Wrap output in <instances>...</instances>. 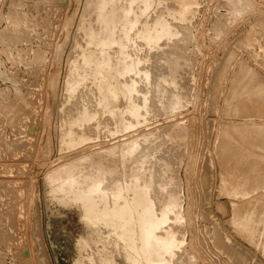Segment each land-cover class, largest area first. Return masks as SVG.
Returning a JSON list of instances; mask_svg holds the SVG:
<instances>
[{
	"label": "rangeland",
	"instance_id": "rangeland-1",
	"mask_svg": "<svg viewBox=\"0 0 264 264\" xmlns=\"http://www.w3.org/2000/svg\"><path fill=\"white\" fill-rule=\"evenodd\" d=\"M93 1L0 0V264H78L79 262V264L81 262L85 264L84 260L87 261L86 264H92L94 260L96 264L132 263L129 257L132 259L133 255L122 242L119 243L117 253L118 255L127 254L128 258L125 261H121L117 255H114L105 247H91L81 235H78L79 224L77 222V212L74 210H65L64 215H62L64 216L65 230L56 231L55 225L61 219V212L55 209V204L53 205L52 201L54 198L52 197H56L54 189L56 188L55 191L58 190L57 187L60 181L53 182L54 180L50 176L58 168L66 166L65 163L71 164V162H74V159L75 163L79 161L78 169L75 170L79 179H76L79 180V183L84 182L78 184L81 189L76 185L71 192L69 185H65L66 189L64 187L63 196L69 197L68 199H71L72 195L74 198L88 197L87 195L96 197V190L94 191L93 188L91 190L92 179H86L85 175H87L86 177H91L92 174L96 175L97 168L99 169L102 165H104V170L107 169L106 171H108H104L106 173L105 180H109L108 177H110V180L102 184L103 189H101L103 191L101 190V194L104 193L106 198L108 197V201L114 198L110 202L112 207L125 201L131 203L132 198L138 194L139 197L141 196L140 199L143 200L144 205L154 201L153 204L159 206L157 208L154 205L158 211L155 210L158 214L159 211L162 214L164 210L163 203L168 201L170 195L172 194L175 198L178 197L176 200H178L179 210L182 211L179 220L181 221V218H183L182 221L180 222L174 213H169V217L173 215L171 216L172 219L168 220L169 224L166 222L168 225L166 223L165 226L163 225L166 229L162 227V231H159L162 234L164 233L165 236L177 238L176 241L179 242L174 257L167 256L169 260L167 258L166 264H195V258H197L199 264H264V148H262L264 144L262 143L264 142V104H262L264 103V91L259 92V90L264 89V0H249L251 2H248V0H149L148 8L141 0H135L132 4H128L131 3V0L119 1L118 12L121 14L126 9H130V20H133V22L135 19L137 20V25L129 33L132 35H130L131 39L129 35L126 39V35L121 32V29L116 31V34L118 33L116 37L124 39V48L122 51L117 48L111 51L112 63L119 62V65H122L123 62L127 64L129 62V64H133L134 69L136 68L133 73L125 74L124 77L123 75L119 76L114 81L120 92L118 101L121 99L116 106L118 107L119 104V107H121L120 114L125 119L126 125L130 126V128H124L125 130L121 128L118 120L110 115V109L103 98V91L99 90L98 81L92 73L94 70L92 66H95L96 62L90 58L95 46L94 44L90 46L88 34L91 28L92 32H98L99 25H101L100 19L94 12L93 3L95 1ZM243 2L246 3L242 4ZM238 10L241 14L244 12L239 17L237 15ZM160 22L163 24L161 25ZM165 27L172 33L170 35L163 34L164 36L158 39V35L164 33ZM250 30L251 35L249 34ZM145 32L149 33L150 39L144 38ZM132 41H135V43ZM116 51L120 52L117 53ZM79 53L81 54L78 55ZM170 54L172 57L169 56ZM76 57L80 58L76 59ZM82 60L83 62L88 61V67L84 65L85 62L83 63ZM78 61L80 64L82 62V65ZM139 68L141 69L139 70ZM137 70L139 71L136 72ZM141 70L144 71L141 72ZM165 71L168 72L165 74ZM80 72L82 73L80 74ZM74 76L80 82L77 79L75 80ZM245 76L247 78H244ZM252 77L253 79H251ZM126 81L130 86L135 85V88L141 90L140 93L136 90L132 93L133 95L129 94L126 91L128 90L127 86H129ZM78 83L80 85H73ZM232 90L235 98L234 95L232 96ZM142 91L144 92L142 93ZM166 92H168V95ZM260 94L261 96H259ZM163 96L168 101H165ZM169 100H174L173 105ZM125 101L126 108L124 107ZM136 103L139 105H136ZM162 103L166 104L163 105ZM248 104L250 105L248 106ZM101 105L104 106L103 109ZM136 107L140 110L137 111ZM164 107L166 108L164 109ZM238 107L245 112L238 110ZM79 110H82V117ZM151 110L153 114L150 113ZM141 113L144 116H141ZM71 114L75 119L70 116ZM86 118L91 124L88 125L89 122ZM127 119L131 121H127ZM182 122L183 124H181ZM135 124L136 126H134ZM176 124L177 127L174 126ZM240 124H243L242 127L245 128L246 126L249 129L248 133H246L247 129L242 128ZM118 126L119 128H117ZM251 126L253 129H251ZM178 127L184 129L185 136L183 131L179 132L178 135V130L181 131V128ZM83 128L85 129L83 130ZM171 128L177 133L171 135ZM254 128L258 131L255 130L254 132ZM250 129L255 135L253 138ZM73 130L76 132L75 134ZM227 131H230L231 134ZM232 132H234V135ZM83 133L87 138L83 136ZM145 133H147L145 137H150L148 138L149 141L144 140L143 134ZM89 134L92 138L87 136ZM235 135H238V137ZM137 136H139L137 141L140 142L139 144L142 147L139 146L138 152L136 151L137 153L135 152L133 155L122 156L121 150L122 147L125 148L124 142L127 144L128 141L137 139ZM256 136L258 141H255L257 140ZM230 143L233 146H230ZM252 143H255V145L251 146ZM234 145H237L238 149ZM258 145L262 146L259 147ZM111 146L116 147L113 149ZM115 149L116 152L119 151L118 154L115 153ZM233 149L237 151H235L237 154ZM88 153H94L98 156L104 155V157H99L101 160L98 156L95 157L94 154L90 156L91 154ZM112 153L115 155L113 156ZM148 153V156L145 155ZM108 154L113 157L110 158ZM137 155L141 158L136 157ZM244 155L247 156V159L251 158L249 159L251 162L247 159L246 162ZM89 156L92 160L88 159ZM136 158L137 163L135 162ZM106 159L108 160L106 161ZM223 159H229V162ZM254 159H258L259 162L253 161ZM88 160L92 163L98 161V164H92L89 161L87 166L82 163L87 164ZM116 160H119L117 164ZM91 164L92 166H90ZM115 164L119 168H115ZM88 167H93L91 170L88 169L91 172L86 171ZM126 167L129 169H126ZM145 167L146 170H144ZM242 168L245 174L241 170ZM125 169L128 171L126 172ZM94 170L95 172L92 173ZM78 171L81 175L77 173ZM114 171H117L116 174ZM82 174H85V180ZM230 174H233V176ZM232 177L233 179H230ZM260 179L262 180L260 181ZM86 180H90V183ZM233 180H236V182ZM110 182L115 185L109 186ZM50 183L57 187L54 186L52 189L53 185ZM243 183L245 186H243ZM259 187L261 188L259 189ZM239 189L241 190L239 191ZM72 192L77 193L75 194L76 197ZM117 192H119L118 195ZM248 192H251V195ZM142 196H145L146 199H143ZM243 200L246 203L245 205L241 203L244 202ZM239 204L244 206L241 208ZM189 206H192V209ZM141 208L142 206L138 207L137 211L140 212ZM237 210L238 214L236 213ZM137 211H135V214H137ZM242 213L247 215L245 216ZM234 223L238 224L233 226ZM238 225L239 227H237ZM168 230L170 233H167ZM74 241L76 247H73ZM74 248H76L75 256ZM192 254L194 257H192ZM135 258L141 264L139 258ZM170 260L171 263H169Z\"/></svg>",
	"mask_w": 264,
	"mask_h": 264
},
{
	"label": "bare ground",
	"instance_id": "bare-ground-1",
	"mask_svg": "<svg viewBox=\"0 0 264 264\" xmlns=\"http://www.w3.org/2000/svg\"><path fill=\"white\" fill-rule=\"evenodd\" d=\"M93 1V0H92ZM95 1V2H94ZM93 2V9L95 10H93L94 12H96V15H97V17L100 19V23H101V25H99L100 26V28H99V30H98V32H92L91 31V29H89L90 30V33L88 34V36H89V43H90V46H92L91 44H94V46H95V48H94V50H93V52L91 53V60L93 59V60H95V66H92V67H94V70H93V72L92 73H94V76H95V79H97V81H98V83L97 82H95V83H97V86H98V88H99V90L100 91H103V98H104V101L106 102V104H107V106L109 107V111H110V115H112L113 117H115V119H117L118 120V123H119V125L121 126V128H130V126H127L126 125V123H125V119H123V116L120 114V111L119 110H121V107H119V104H118V107L120 108H118L117 106H116V104H117V102H119L118 101V99H119V96H120V92H119V89L117 88V85H115L114 84V81L116 80V79H118V77L119 76H122L123 75V77H124V75L125 74H128V73H133V71H135L136 70V68L134 69V67H133V64L131 65V64H129V62H128V64L127 63H125V62H123L122 63V65H119V62H117V60H116V62L117 63H112V55H111V51L112 50H114V49H119L120 51H122L123 50V48H124V43H123V40L121 39V38H118V37H116V35H118V33L116 34V31L119 29H121V32L124 34V35H126V39H127V36L129 35V38H130V35L131 34H129L133 29H134V27L137 25V20L135 19V21L133 22V20H130V18H131V16H130V9H126L123 13L121 12V14H120V12H118V3H119V1H121V0H94ZM125 1V0H124ZM135 0H131V3H128V4H132L133 2H134ZM160 1V0H159ZM183 1V0H182ZM242 1V0H241ZM128 2V1H127ZM138 2V1H137ZM141 2H143V4H145V6H146V8H148L147 7V4L149 3V0H141ZM178 2V1H177ZM176 2V3H177ZM181 2V1H180ZM179 2V3H180ZM238 2V1H237ZM248 2H251V1H249L248 0ZM121 3H123V2H121ZM178 3V4H179ZM184 3V2H183ZM191 3V2H190ZM235 5H236V3L235 2H233ZM241 3V2H240ZM246 3V2H245ZM244 2L242 3V4H245ZM92 4V3H91ZM140 4V3H139ZM238 4V3H237ZM183 5V4H182ZM185 5V4H184ZM122 6V5H121ZM121 6H120V8H121ZM130 6V5H129ZM152 6V5H151ZM176 6V5H175ZM186 6V5H185ZM237 6V5H236ZM235 6V7H236ZM243 6V5H242ZM247 6V5H246ZM124 7V6H123ZM172 7H173V5H172ZM238 7V6H237ZM240 7V6H239ZM252 7V6H251ZM127 8V7H126ZM131 8V7H130ZM140 8H141V6H140ZM175 8H177V7H175ZM182 8H184V7H182ZM187 8V7H186ZM134 9V8H133ZM136 9V8H135ZM138 9V8H137ZM171 9H174V8H171ZM189 9V8H188ZM241 9H242V7H241ZM245 9V8H244ZM243 9V10H244ZM248 9V8H247ZM246 9V10H247ZM138 10H143V9H138ZM234 10V9H233ZM236 10V9H235ZM245 10V11H246ZM121 11H122V8H121ZM145 11V10H144ZM143 11V12H144ZM147 11V10H146ZM164 11V10H163ZM174 11H177V10H175L174 9ZM182 11V10H181ZM135 12V11H134ZM137 12V11H136ZM167 12V11H166ZM185 12V11H184ZM138 13V12H137ZM244 13V12H243ZM242 13V14H243ZM171 14V13H170ZM181 14V13H180ZM186 14V13H185ZM240 14H241V12L238 10L237 11V15H238V17L240 16ZM241 14V15H242ZM138 15H139V13H138ZM141 15V14H140ZM161 15V14H160ZM163 15V14H162ZM173 15V14H172ZM187 15V14H186ZM129 16H130V18H129ZM159 16V15H158ZM164 16V15H163ZM235 16V15H234ZM133 17H135V16H133ZM97 18V19H98ZM159 18V17H158ZM237 18V17H236ZM139 19V18H138ZM167 20H169V19H167ZM140 21V20H139ZM160 21V20H159ZM262 21V20H261ZM142 22V21H141ZM165 22V21H164ZM218 22H219V20H218ZM218 22H217V24H218ZM159 23V22H158ZM158 23H157V25H158ZM161 23V22H160ZM214 23H215V21H214ZM143 24H144V22H143ZM145 24H147V23H145ZM163 23H161V25H162ZM140 25V24H139ZM142 25V24H141ZM151 25V24H150ZM149 25V27H153V25H151L150 26ZM171 25V24H170ZM146 26V25H145ZM156 26V25H155ZM154 26V27H155ZM166 26V25H165ZM172 26V25H171ZM138 27V26H137ZM148 27V26H147ZM148 27V28H149ZM157 27V26H156ZM218 28V27H217ZM216 28V29H217ZM251 28V27H250ZM98 29V28H97ZM142 29V28H141ZM151 29V28H150ZM176 29V28H175ZM214 29H215V27H214ZM95 30V29H94ZM136 30V29H135ZM143 30V29H142ZM140 31V30H139ZM157 31V30H156ZM142 32V31H141ZM176 32H177V30H176ZM122 33H120V34H122ZM170 33H172V31L170 32V30L169 29H167L166 27L164 28V33H160V35H158V39H160L161 37H163L164 35H170ZM136 34H137V32H136ZM136 34H135V36H136ZM159 34V33H158ZM164 34V35H163ZM174 34V33H173ZM250 35H251V30H250V33H249ZM141 35V34H140ZM152 35H154V34H152ZM249 35V36H250ZM132 36V35H131ZM134 36V37H135ZM121 37V36H120ZM133 37V38H134ZM137 37V36H136ZM155 37V36H154ZM129 38H128V40H129ZM144 38L145 39H150V36H149V33L148 32H145V34H144ZM152 38V37H151ZM250 38V37H249ZM252 38V37H251ZM125 39V40H126ZM131 39V38H130ZM184 39V38H183ZM127 40V41H128ZM136 40V39H135ZM156 40V39H155ZM246 40H247V38H246ZM251 40V39H250ZM131 41V40H130ZM248 41H249V39H248ZM133 42V41H132ZM141 42V41H140ZM130 43V42H129ZM133 43H135V41L133 42ZM137 43V42H136ZM78 44V43H77ZM150 44V43H149ZM152 44H155V43H152ZM248 45H251V44H248ZM126 46V45H125ZM160 46V45H159ZM129 47V46H128ZM130 47H131V45H130ZM151 47V46H150ZM156 47V46H155ZM132 48H133V46H132ZM152 48H153V46H152ZM183 48V47H182ZM92 49V48H91ZM125 49H126V47H125ZM180 49V48H179ZM134 50H135V48H134ZM89 51V50H88ZM88 51H87V53H88ZM120 51H118V52H120ZM85 52V51H84ZM117 52V51H116ZM117 52V53H118ZM130 52V51H129ZM123 53V52H122ZM131 53V52H130ZM163 53H165V52H163ZM185 53V52H184ZM81 53H79L78 55H80ZM89 54V53H88ZM125 54V53H124ZM156 54V53H155ZM167 54V53H166ZM171 54L173 55V53L171 52ZM169 55V56H171L172 57V55ZM183 54V53H182ZM232 54V53H231ZM84 55V54H83ZM128 55H129V53H128ZM180 55V54H179ZM119 56V55H118ZM159 56V55H158ZM163 57H164V55H162ZM166 57H167V55H165ZM178 56V55H177ZM230 56V55H229ZM232 56V55H231ZM114 57H115V55H114ZM149 57V56H148ZM156 57V56H155ZM176 57V56H175ZM42 58V57H41ZM77 58H80V57H76V59ZM84 58H86V57H84ZM120 58H122L121 56H120ZM123 58H124V56H123ZM141 58H143V57H141ZM146 58V57H145ZM153 58V57H152ZM170 58V57H169ZM183 58V57H182ZM230 58H232V57H230ZM88 59V58H87ZM118 59V58H117ZM124 59H126V58H124ZM135 59V58H134ZM150 59V58H149ZM156 59V58H155ZM159 59V58H158ZM166 59V58H165ZM177 59V58H176ZM75 60V59H74ZM84 60H86V59H84ZM89 60V59H88ZM127 60V59H126ZM136 60V59H135ZM134 60V61H135ZM142 60V59H141ZM164 60V59H163ZM169 61H170V59H168ZM178 60H179V58H178ZM134 61H133V63H134ZM137 61V60H136ZM140 61V60H139ZM143 61V60H142ZM142 61H140V62H142ZM146 61V60H145ZM155 61V60H154ZM183 61V60H182ZM75 62H77V61H75ZM79 62V61H78ZM82 62H83V60H82ZM82 62H81V64H80V62H79V64L80 65H82ZM85 62V63H84ZM83 63H84V65H88L89 63H88V61L86 62V61H84ZM91 62H93V61H91ZM166 62V61H165ZM173 62V61H172ZM179 62H180V60H179ZM87 63V64H86ZM182 63V62H181ZM181 63H180V65H181ZM167 64V63H166ZM73 65H76V64H73ZM79 65V66H80ZM93 65V64H92ZM76 66H78V65H76ZM90 66V65H89ZM88 67V66H87ZM86 67V68H87ZM172 67V66H171ZM183 67V66H182ZM72 68H74V67H72ZM77 68V67H76ZM75 68V69H76ZM82 68V67H81ZM85 68V67H84ZM83 68V70H85ZM147 68V67H146ZM145 68V69H146ZM78 69V68H77ZM141 68H139V70H140ZM170 69V68H169ZM242 69V68H241ZM245 69V68H244ZM87 70V69H86ZM139 70H137L136 72H138ZM147 70V69H146ZM149 70V69H148ZM246 70H250V69H246ZM78 71V70H77ZM77 71H75V72H77ZM82 71V70H81ZM88 71V70H87ZM144 71V70H143ZM142 70H141V72H143ZM152 71V70H151ZM172 71V70H171ZM135 72V73H136ZM148 72V71H147ZM146 72V73H147ZM168 71H165V74L167 73ZM224 72V71H223ZM239 72H241V71H239ZM247 72H249V71H247ZM246 72V73H247ZM78 73V72H77ZM77 73H75V74H77ZM82 72H80V74H81ZM86 73V72H85ZM149 73H152V72H149ZM159 73V72H158ZM242 73V72H241ZM244 73V72H243ZM245 73V74H246ZM252 73V72H251ZM153 74V73H152ZM164 74V75H165ZM249 74H250V72H249ZM253 74V73H252ZM251 74V75H252ZM73 75V74H72ZM71 75V76H72ZM83 75V74H82ZM87 75V74H86ZM137 75V74H136ZM149 75V74H148ZM159 75V74H158ZM158 75H157V77H158ZM168 75V74H167ZM166 75V76H167ZM179 75V74H178ZM251 75H250V77H251ZM76 76V75H75ZM74 76V78H75V80L77 79L76 77ZM132 76V75H131ZM133 76H134V74H133ZM180 76V75H179ZM243 76V75H242ZM78 77V76H77ZM90 77V76H89ZM149 77H151V76H149ZM162 77V76H161ZM256 77V76H255ZM72 78V77H71ZM83 78V77H82ZM91 78V77H90ZM128 78V77H127ZM127 78H126V80H127ZM130 78V77H129ZM141 78V77H140ZM164 78V77H163ZM234 78V77H233ZM239 78V77H238ZM244 78H247V76H245ZM141 79H143V78H141ZM235 79V78H234ZM251 79H253V77L251 78ZM257 79V78H256ZM74 80V79H73ZM72 80V82H74ZM78 81H79V79H77ZM80 80H81V78H80ZM84 80H86V79H84ZM88 80V79H87ZM91 80H92V78H91ZM158 80V79H157ZM239 80V79H238ZM237 80V81H238ZM250 80V79H249ZM77 81V82H78ZM82 81V80H81ZM118 81V80H117ZM136 81V80H135ZM236 81V82H237ZM241 81V80H240ZM247 81V80H246ZM259 81V80H258ZM80 82V81H79ZM86 82V81H85ZM89 82V81H88ZM90 82H92V81H90ZM122 82H124V81H122ZM127 82V81H126ZM137 82V81H136ZM155 82L156 83H158L156 80H155ZM169 82V81H168ZM235 82V83H236ZM239 82V81H238ZM244 82V81H243ZM256 82V81H255ZM263 82V81H262ZM262 82L260 83V85L262 84ZM76 83V82H75ZM93 83V82H92ZM128 83V82H127ZM135 83V82H134ZM85 84H87V83H85ZM119 84V83H118ZM122 84H124V83H122ZM172 84V83H171ZM175 84V83H174ZM238 84V83H237ZM236 84V85H237ZM244 84H246L245 82H244ZM251 84V83H250ZM253 84V83H252ZM264 84V83H263ZM73 85H80L79 83L78 84H73ZM84 85V84H83ZM94 85V84H93ZM93 85H92V87H93ZM128 85H129V83H128ZM137 85H138V82H137ZM163 85V84H162ZM179 85V84H178ZM242 85V84H241ZM86 86V85H85ZM96 86V85H95ZM139 86V85H138ZM171 86V85H170ZM234 86V85H233ZM244 86V85H243ZM84 87V86H83ZM87 87V86H86ZM158 87V86H157ZM159 87L161 88V85L159 84ZM165 87V86H164ZM166 87H168V86H166ZM251 87V86H250ZM255 87V86H254ZM254 87H253V89H254ZM260 87V86H259ZM76 88V87H75ZM75 88H74V90H75ZM80 88H81V86H80ZM95 88V87H94ZM93 88V89H94ZM127 88H128V90H126V91H128L129 92V94H132L134 91H136V90H138V88L136 89L135 88V85H132V86H127ZM140 88V87H139ZM169 89H170V87H168ZM172 88V87H171ZM233 88V87H232ZM236 88V87H235ZM238 88H240V87H238ZM252 88V87H251ZM87 89V88H86ZM85 89V90H86ZM179 89V88H178ZM237 89V88H236ZM235 89V90H236ZM250 89V88H249ZM69 90V89H68ZM144 91H145V89H143ZM175 90V89H174ZM255 90H256V88H255ZM90 91V90H89ZM88 91V93H90ZM96 91V90H95ZM99 91V92H100ZM121 91V90H120ZM139 91V90H138ZM141 91V90H140ZM140 91H139V93H140ZM144 91H142V93L144 92ZM249 91V90H248ZM264 91V89L263 90H259V92H263ZM71 92V91H70ZM149 92H150V90H149ZM175 92V91H174ZM235 92V91H234ZM238 92V91H237ZM247 92V91H246ZM250 92V91H249ZM252 92V91H251ZM81 93V92H80ZM87 93V94H88ZM91 93H92V91H91ZM126 93V92H125ZM138 93V92H137ZM141 93V94H142ZM162 93V92H161ZM168 92H166V94H167ZM171 93V92H170ZM232 93H233V90H232ZM242 93V92H241ZM85 94H86V91H85ZM85 94H84V97H85ZM96 94H98V93H96ZM146 94V93H145ZM152 94V93H151ZM176 94V93H175ZM237 94V93H236ZM245 95H246V93H244ZM252 94V93H251ZM89 95V94H88ZM101 95V94H100ZM99 95V96H100ZM133 95V94H132ZM159 95V94H158ZM168 95V94H167ZM177 95H179V94H177ZM234 95V93L232 94V96ZM243 95V94H242ZM244 95V96H245ZM252 95H254V94H252ZM251 95V96H252ZM98 96V95H97ZM135 96V95H134ZM133 96V97H134ZM154 96V95H153ZM165 96V95H164ZM163 96V99L165 100L166 98ZM169 96H171V94H169ZM173 96V95H172ZM180 96V95H179ZM183 96V95H182ZM240 96V95H239ZM259 96H261V94L259 95ZM138 97V96H137ZM150 97V96H149ZM149 97H147L148 99H150ZM166 97H168V96H166ZM174 97V96H173ZM256 97V96H255ZM127 98V97H126ZM131 98V97H130ZM136 98V97H135ZM143 98V97H142ZM153 98V97H152ZM162 98V97H161ZM172 98V97H171ZM234 98H235V95H234ZM238 98V97H237ZM240 98V97H239ZM139 100H140V98H138ZM147 99V100H148ZM157 99V98H156ZM155 99V100H156ZM169 99V98H168ZM174 99H177V98H174ZM243 99V98H242ZM248 99V98H247ZM64 100V99H63ZM99 100V99H98ZM103 100V99H102ZM135 100V99H134ZM133 100V101H134ZM138 100V101H139ZM159 100H160V97H159ZM252 100H253V98H252ZM251 100V101H252ZM260 100V99H259ZM76 101V100H75ZM149 101V100H148ZM163 101V100H162ZM165 101H168V100H165ZM164 101V102H165ZM171 103L172 102H174V100L172 101V100H169ZM179 101V100H178ZM242 101V100H241ZM249 101H250V99H249ZM80 102V101H79ZM130 102V101H129ZM137 102V101H136ZM140 102V101H139ZM154 102V101H153ZM176 102V101H175ZM237 102V101H236ZM78 103V102H77ZM101 103V102H100ZM100 103H99V105H100ZM102 103H104V102H102ZM120 103V102H119ZM134 103V102H133ZM132 103V104H133ZM141 103H142V100H141ZM148 103H150V102H148ZM166 103H168V102H166ZM166 103H162L163 105H165ZM255 103H256V101H255ZM98 104V103H97ZM158 104V103H157ZM161 104V105H162ZM237 104V103H236ZM242 104V103H241ZM244 104V103H243ZM262 104H264V103H262ZM75 105V104H74ZM121 105V104H120ZM122 105H123V103H122ZM125 105H126V101H125V104H124V107H125ZM128 105V104H127ZM135 105V104H134ZM133 105V106H134ZM136 105H139V104H137L136 103ZM142 105V104H141ZM150 107H151V105L150 104H148ZM159 105V104H158ZM167 105H170V104H167ZM171 105H173V103L171 104ZM170 105V106H171ZM175 105V104H174ZM238 105V104H237ZM250 104H248V106H249ZM79 106V105H78ZM102 106V105H101ZM129 106V105H128ZM154 106V105H153ZM241 106V105H240ZM243 106H245V105H243ZM242 106V108H245V107H243ZM247 106V105H246ZM80 107V106H79ZM82 107V106H81ZM85 107V106H84ZM123 107V106H122ZM127 107V106H126ZM125 107V108H126ZM131 107V106H130ZM141 107V106H140ZM72 108H74V107H72ZM83 108V107H82ZM104 108V106H102V109ZM106 108V107H105ZM129 108V107H128ZM166 107H164V109H165ZM167 108H169V107H167ZM171 108V107H170ZM239 108V107H238ZM237 108V109H238ZM248 108V107H247ZM71 109V108H70ZM89 109V108H88ZM124 109V108H123ZM132 109V108H131ZM138 109L139 108H137L136 107V110L138 111ZM246 109V108H245ZM258 109V108H257ZM256 109V110H257ZM259 109H260V107H259ZM82 110H84V109H82ZM82 110H79L80 112L82 111ZM140 110V109H139ZM150 110V109H149ZM168 110V109H167ZM238 110H240V108L238 109ZM69 111V110H68ZM73 111V110H72ZM84 111H86V110H84ZM89 111V110H88ZM123 111V110H122ZM169 111V110H168ZM170 111H171V109H170ZM240 111H242V109L240 110ZM78 112V111H77ZM87 112V111H86ZM89 112H91V111H89ZM105 112H106V110H105ZM127 112V111H126ZM132 112V111H131ZM131 112H130V114H131ZM141 112V111H140ZM147 112V111H146ZM242 112H245V111H242ZM69 113V112H68ZM122 113V112H121ZM129 113V112H128ZM150 113H152V110H151V112ZM74 114V113H73ZM78 114V113H77ZM76 114V115H77ZM82 112H81V117H82ZM153 114V113H152ZM67 115V114H66ZM78 115H80V114H78ZM77 115V116H78ZM93 115V114H92ZM91 115V116H92ZM96 115V114H95ZM132 115V114H131ZM144 116V114L143 113H141V116ZM147 115V114H146ZM70 116H72L73 117V115L71 114ZM69 116V117H70ZM75 116V115H74ZM111 116V117H112ZM134 116H136V115H134ZM140 116V115H139ZM140 116V117H141ZM86 117H88L87 115H86ZM96 117V116H95ZM128 117V116H127ZM138 117V116H137ZM146 117V116H145ZM74 118V117H73ZM72 118V119H73ZM83 118H85V117H83ZM90 118V117H89ZM92 118V117H91ZM130 118V117H129ZM133 118V117H132ZM67 119H69V118H67ZM75 119V118H74ZM77 119V118H76ZM87 119V121H88V118H86ZM146 119H148V118H146ZM145 119V120H146ZM70 120V119H69ZM78 120H80V119H78ZM89 120H91V119H89ZM94 120V119H93ZM93 120H92V122H93ZM129 119H127V121H128ZM134 120V119H133ZM132 120V121H133ZM138 120V119H137ZM142 120V119H141ZM68 121V120H67ZM71 121V120H70ZM69 121V122H70ZM129 121H131V120H129ZM143 121V120H142ZM73 122V121H72ZM80 122V121H79ZM89 122V121H88ZM134 122V121H133ZM246 122V121H245ZM76 123V122H75ZM128 123V122H127ZM130 123V122H129ZM142 123V122H141ZM69 124V123H68ZM82 124V123H81ZM84 124V123H83ZM89 124H91L90 122L88 123V125ZM137 124V123H136ZM136 124L134 125V126H136ZM181 124H183V122L181 123ZM70 125V124H69ZM73 125V124H72ZM133 125V124H132ZM139 125V124H138ZM241 125V124H240ZM243 125V124H242ZM242 125H241V127H242ZM79 126V125H78ZM85 126H86V124H85ZM97 126V125H96ZM95 126V127H96ZM133 126V127H134ZM174 126H176L177 127V124L176 125H174ZM180 126V125H179ZM248 126V125H247ZM71 127V126H70ZM77 127V126H76ZM82 127V126H81ZM80 127V128H81ZM175 127V128H176ZM252 127V126H251ZM250 127V128H251ZM262 127V126H261ZM261 127H259V128H261ZM72 128V127H71ZM79 128V129H80ZM117 128H119V126L117 127ZM174 128V129H175ZM179 128V127H178ZM181 128V127H180ZM179 128V129H180ZM184 128H185V125H184ZM242 128H244V127H242ZM245 128H246V126H245ZM244 128V129H245ZM258 128V127H257ZM85 128H83V130H84ZM187 129V128H186ZM185 129V130H186ZM230 129V128H229ZM231 129H232V127H231ZM235 129V128H234ZM237 129L239 130V128L237 127ZM236 129V130H237ZM247 129V128H246ZM251 129H253V127L251 128ZM250 129V130H251ZM74 130H75V128H74ZM73 130V131H74ZM119 130V129H118ZM117 130V132H119ZM121 130V129H120ZM125 130V129H124ZM176 131H177V129H175ZM184 130V129H183ZM182 130V128H181V131H179L178 130V135H179V132H182L183 131ZM237 130V131H238ZM242 130V129H241ZM255 130H257V129H255L254 128V132H255ZM71 131V130H70ZM78 131V130H77ZM127 131V130H126ZM140 131H142V130H140ZM170 131V130H169ZM171 131H172V133H171V135H173V133H177V132H174L173 131V128H171ZM231 131V130H230ZM230 131H227L228 133L230 132ZM234 131V130H233ZM237 131H236V133H237ZM243 131V130H242ZM248 131H249V129H247V132L246 133H248ZM258 131V130H257ZM260 131H262V130H260ZM83 132H85V131H83ZM184 132L185 131H183V134H184ZM226 132V133H227ZM244 132V131H243ZM242 132V133H243ZM251 133L253 132L252 130L250 131ZM68 133V132H67ZM73 133V132H72ZM76 132L74 131V134H75ZM80 133V132H79ZM110 133H111V131H110ZM142 133V132H141ZM170 133V132H169ZM186 133V132H185ZM234 132H232V134H233ZM258 133V132H257ZM263 133V132H262ZM84 135V137H86V135H85V133H83ZM146 134L147 133H145V134H143L144 135V140H148V138H150V137H145L146 136ZM148 134H150V133H148ZM225 134V133H224ZM223 134V135H224ZM230 134H231V132H230ZM253 134V133H252ZM252 134H250V135H252ZM67 135V134H66ZM77 135H79L78 133H77ZM80 135H82V134H80ZM153 135V134H152ZM175 135V134H174ZM177 135V136H178ZM182 135V134H181ZM226 135V134H225ZM228 135V134H227ZM234 135V134H233ZM233 135H231V136H233ZM239 136H241L240 134H238ZM238 135H235L236 137H238ZM68 136V135H67ZM82 136V137H83ZM87 136H90V134L89 135H87ZM133 136V135H132ZM140 136V135H139ZM139 136H137V139H135V140H132V141H128L127 142V144H125V142H124V147L125 148H123L122 147V145H121V147H122V156H128V155H133L136 151L138 152V149H139V146H141L139 143L140 142H138L137 140L139 139L138 137ZM150 136V135H149ZM184 136H185V134H184ZM82 137H80V138H82ZM176 137V136H175ZM180 137V136H179ZM225 137H227V136H225ZM244 137H245V135H244ZM250 137V136H249ZM252 138L253 137H255V135L253 134V136H251ZM250 137V138H251ZM262 137V136H261ZM264 137V136H263ZM75 138V137H74ZM79 138V139H80ZM87 138V137H86ZM85 138V139H86ZM89 138V137H88ZM90 138H92L91 136H90ZM129 138V137H128ZM142 139H143V137H141ZM181 138V137H180ZM228 138L230 139V137L228 136ZM246 138V137H245ZM244 138V139H245ZM258 137L256 136V139H257ZM67 139V138H66ZM84 139V138H83ZM132 139H133V137H132ZM227 139V138H226ZM228 139V140H229ZM239 139V138H238ZM243 139V140H244ZM247 139H248V136H247ZM76 140V139H75ZM74 140V141H75ZM131 140V139H130ZM151 140V139H150ZM236 140V139H235ZM249 140V139H248ZM248 140H246L247 142H248ZM64 141H65V139H64ZM67 141V140H66ZM69 141H72V140H69ZM81 142H82V140H80ZM85 141V140H84ZM149 141V140H148ZM232 141H233V139H232ZM238 141V140H237ZM242 141V140H241ZM255 141H258V139L257 140H255ZM144 142H146V141H144ZM143 142V143H144ZM251 142V141H250ZM252 142H253V140H252ZM65 143V142H64ZM246 143V142H245ZM244 143V144H245ZM249 143V142H248ZM248 143H246L247 145H248ZM256 143H258V142H256ZM262 143H264V142H262ZM261 143V144H262ZM74 144V143H73ZM225 144V143H224ZM231 144V143H230ZM235 144V143H234ZM241 144V143H240ZM251 144V143H250ZM253 144L255 145V143H252V145L251 146H253ZM64 145V144H63ZM66 145H67V143H66ZM143 145V144H142ZM228 145V144H227ZM114 146V145H113ZM225 146V145H224ZM229 146V145H228ZM230 146H233L232 144L230 145ZM229 146V147H230ZM235 146V145H234ZM237 146V145H236ZM235 146V147H236ZM243 146V145H242ZM257 146V145H256ZM259 146V145H258ZM260 146H262V145H260ZM259 146V147H260ZM112 147V146H111ZM116 147V146H115ZM114 147V148H115ZM118 147V146H117ZM142 147V146H141ZM140 147V148H141ZM226 148H227V146H225ZM235 147H234V149H235ZM239 147H240V145H239ZM244 147H247V146H245L244 145ZM109 148V147H108ZM113 148V147H112ZM113 148V149H114ZM248 148V147H247ZM262 148H264V144H263V147ZM261 148V149H262ZM117 149V148H116ZM116 149H115V153H117L118 154V152H116ZM225 149V148H224ZM230 149V148H229ZM228 149V150H229ZM233 149V150H234ZM236 149H238L237 147H236ZM250 149V148H249ZM249 149H247V150H249ZM111 150V149H110ZM109 150V151H110ZM227 150V149H226ZM231 150V149H230ZM256 150V149H255ZM255 150H253V151H255ZM94 151V150H93ZM105 151V150H104ZM104 151H101V152H104ZM108 151V152H109ZM232 151V150H231ZM236 150H234V152H235ZM239 151V150H238ZM111 152H112V150H111ZM136 152V153H137ZM226 152V151H225ZM228 152V151H227ZM233 152V151H232ZM237 152V151H236ZM235 152V154H237ZM242 152V151H241ZM248 152V151H247ZM256 152V151H255ZM110 153V152H109ZM222 153H223V151H222ZM249 153H250V151H249ZM253 153V152H252ZM257 153V152H256ZM88 154H91V153H88ZM94 154V153H93ZM93 154H91L90 156H93ZM96 154H97V152H96ZM102 154V153H101ZM113 154V153H112ZM141 154V153H140ZM228 154V153H227ZM233 154V153H232ZM241 154H244V153H241ZM246 154V153H245ZM259 154V153H258ZM85 155H87V154H85ZM84 155V156H85ZM95 155V154H94ZM110 154H108V156H109ZM115 154H113V156H114ZM145 155H149V153L148 154H145ZM254 155H255V153H254ZM83 156V155H82ZM83 156V157H84ZM88 156V155H87ZM90 156H89V158L88 159H91L90 158ZM96 156H98V155H95V157ZM102 156V155H101ZM101 156H98V158L99 157H101ZM106 156V155H105ZM113 156H111V157H113ZM119 156V155H118ZM121 156V157H122ZM150 156H151V154H150ZM227 156V155H226ZM231 156V155H230ZM241 156V155H240ZM261 156H262V152H261ZM81 157V156H80ZM102 157H104V155L102 156ZM107 157V156H106ZM110 157V156H109ZM110 157V158H111ZM136 157H140V156H136ZM142 157H143V155H142ZM220 157V156H219ZM232 157V156H231ZM230 157V158H231ZM86 158V157H85ZM85 158H83V159H85ZM94 158V157H93ZM120 158V157H119ZM133 158V157H132ZM141 158V157H140ZM144 158H145V156H144ZM222 158H224V157H222ZM225 158H228V157H225ZM234 158V157H233ZM241 158H242V156H241ZM254 158V157H253ZM262 158V157H261ZM74 159V158H73ZM72 159V160H73ZM76 159H77V157H76ZM79 159V158H78ZM87 159V158H86ZM85 159V160H86ZM94 159H96V158H94ZM99 159H101V158H99ZM104 159V158H103ZM123 159V158H122ZM128 159V158H127ZM126 159V160H127ZM131 159V158H130ZM134 159V158H133ZM148 160H149V158H147ZM194 159V158H193ZM220 159H221V157H220ZM232 159V158H231ZM244 159H245V161H246V159H247V156L245 157V155H244ZM249 159H251V158H248L247 160H249ZM263 159V158H262ZM80 160V159H79ZM82 160V159H81ZM92 160V159H91ZM98 160V159H97ZM102 160V159H101ZM108 159H106V161H107ZM120 161H121V159H119ZM118 160V161H119ZM125 160V159H124ZM123 160V161H124ZM132 160V159H131ZM141 160V159H140ZM219 160V159H218ZM222 160V159H221ZM224 161H227L228 160V162H229V159H227V160H225V159H223ZM233 160V159H232ZM240 160V159H239ZM243 160V159H242ZM84 161V160H83ZM89 161L90 160H88V162H87V164H85V162H82V163H84V165H87L88 166V163H89ZM93 161H95V160H93ZM99 161V160H98ZM97 161V162H98ZM104 161H105V159H104ZM117 160H116V164H117V162H118ZM128 161V160H127ZM126 161V162H127ZM137 158H136V163H137ZM231 161V160H230ZM250 161V160H249ZM253 161H258V159L257 160H253ZM69 162H71V161H69ZM76 161H75V159H74V162H71V164H67V163H65V165L66 166H63V167H61V168H58L56 171H54L53 173H52V175L50 176V178L52 179V180H54L53 182H57V181H60V184H59V186L57 187L56 185H53V184H51V185H53L51 188L53 189V187L54 186H56L57 187V191H55L56 190V188L54 189V192H56V197H52V198H54V200L52 199V201H53V205L55 204V209H58L61 213H60V215H61V219L59 220V222H58V224H56L55 226H56V231H64L65 230V221H64V216H62V215H64V212H65V210L66 209H70V210H74V211H76L77 212V222H78V224H79V233H78V235H81L83 238H84V240L91 246V247H93V248H98V247H105V248H107V249H109L114 255H117L119 258H120V260L121 261H125V260H127V258H128V256H127V254H123V255H118V253H117V249L119 248L118 246H119V243L120 242H122L123 243V245L125 246L126 245V247L127 248H129V250L131 251V255H133V258L132 259H130V257H129V260H131V262L132 263H130V261H129V263L130 264H139V261H138V259H136L135 257H138L139 258V260L141 261V264H166L167 263V258H168V260H169V257H167V256H169V255H171L170 256V258H172V256L175 254V250H176V248L177 247H179L178 245H179V242L178 241H176V239L174 238V237H169V236H165V234L163 235L162 234V232H159V231H162L161 229H162V227H164L167 223L169 224V222H168V220L170 221V219H172L171 218V216H173V215H171L170 217L168 216L169 215V213H174L175 214V217L176 218H178V220L180 219L179 217H181L180 216V214H181V212L182 211H180L179 210V204H178V200H176L178 197L176 196V198L175 197H173V195L171 196L170 195V197H169V199H168V201L166 202V203H163V206L159 203V205H161L162 207H164V210H163V212H162V214H160L161 212L159 211V214H158V210L156 209V207L154 206V205H156V204H153V202L152 203H148V204H143L142 203V201H141V199H140V197H139V195L138 194H136L135 196H134V198H132V201H130L131 203H129L128 201H123L124 203H122L121 202V204L119 203V205L118 206H113L112 207V203H110L111 201H108V197L106 198V196L104 195V193L103 194H101L102 192H101V190L103 189V187H102V184L105 182V181H108L109 182V180H110V177H108V175H107V177L109 178V180H105L106 178H105V172H108V171H106V170H104V168H103V166L104 165H102L99 169L97 168V173H96V175H94V174H92L93 176H91V177H86L87 175H85V174H82L83 175V178H84V175H85V178L86 179H92L91 181V190H93L94 189V191L96 190V194H97V196L96 197H94V196H89V195H87L88 197H76L75 196V194H77V193H73L74 194V196L76 197V198H74L73 197V195H72V198L71 199H68L69 197V195L67 194V197L68 198H66V197H64L63 196V190H64V187H65V185H69V190H70V192L72 191V190H74L75 189V186L77 185L78 186V184H80L81 182L83 183L84 181H81L80 183H79V180H77L76 178H78V175L76 174V172H75V170L76 169H78L77 167L79 166V161H77L78 163H75ZM96 162V163H97ZM101 162H103V161H101ZM109 162V161H108ZM111 162V161H110ZM125 162V161H124ZM134 162V163H135ZM150 162V161H149ZM166 162V161H165ZM227 162V163H228ZM236 162H238V161H236ZM241 162V161H240ZM243 162V161H242ZM247 162V161H246ZM245 162V163H246ZM251 162V161H250ZM259 162V161H258ZM257 162V163H258ZM81 163V162H80ZM90 163H92L91 161H90ZM93 163H95V162H93ZM92 163V164H93ZM95 163V164H96ZM100 163V162H99ZM105 163H107V162H105ZM142 163V162H141ZM146 163V162H145ZM226 163V162H225ZM249 163V162H248ZM256 163V162H255ZM256 163V164H257ZM92 164L90 165V166H92ZM98 164V163H97ZM108 164V163H107ZM107 164H105V165H107ZM115 164V165H116ZM127 164V163H126ZM125 164V165H126ZM143 164V163H142ZM232 164V163H231ZM241 164V163H240ZM81 165H83V164H81ZM80 165V166H81ZM110 165V164H109ZM108 165V166H109ZM162 165V164H161ZM166 165V164H165ZM227 165V164H226ZM229 165V164H228ZM227 165V166H228ZM262 165V164H261ZM108 166H106V167H108ZM134 166V165H133ZM158 166H159V164H158ZM167 166V165H166ZM166 166H165V168H166ZM243 166V165H242ZM253 167H254V165H252ZM259 166H260V164H259ZM264 166V165H263ZM82 167V166H81ZM86 167V166H85ZM84 167V168H85ZM94 167V166H93ZM93 167H91V168H87L86 169V171L88 170V169H92ZM112 167V166H111ZM119 168L117 165L115 166V168ZM128 167H130V166H128ZM128 167H126V169L128 168ZM136 167V166H135ZM138 167V166H137ZM136 167V168H137ZM147 167V166H146ZM146 167H145V169L144 170H146ZM169 167V166H168ZM241 167V166H240ZM113 168V167H112ZM114 168V169H115ZM121 168V167H120ZM134 168V167H133ZM141 168V167H140ZM142 168H143V166H142ZM151 168H153V167H151ZM161 168V167H160ZM191 168V167H190ZM244 168V167H243ZM241 169V170H243L244 171V169ZM256 168H259V167H256ZM125 169V171L127 172L128 170H126ZM129 169V168H128ZM139 169V168H138ZM159 169V168H158ZM252 169V168H251ZM254 169V168H253ZM252 169V170H253ZM263 169V168H262ZM84 170V169H83ZM90 170H88V171H90ZM136 170V169H135ZM140 170V169H139ZM149 170H150V168H149ZM165 170V169H164ZM239 170V169H238ZM240 170V171H241ZM257 170V169H256ZM259 170V169H258ZM260 170H261V168H260ZM264 170V169H263ZM79 171H80V169H79ZM79 171L77 172L78 174H80L81 173V171H80V173H79ZM105 171V172H104ZM118 171V170H117ZM116 171V172H117ZM239 171V172H240ZM262 171V170H261ZM260 171V172H261ZM91 172V171H90ZM95 172V170L92 172V173H94ZM115 172V171H114ZM116 172H115V174H116ZM132 172V171H131ZM147 172H149V171H147ZM159 172V171H158ZM225 172H227V171H225ZM259 172V173H260ZM85 173H87V172H85ZM122 173H123V171H122ZM121 173V174H122ZM152 173V172H151ZM157 173V172H156ZM236 174H237V171L235 172ZM241 173V172H240ZM255 173V172H254ZM77 175V177H76V175ZM88 174V173H87ZM111 174H112V172H111ZM142 174V173H141ZM140 174V175H141ZM145 174V173H144ZM155 174V173H154ZM236 174L234 175L235 177H236ZM244 174H245V171H244ZM258 174V173H257ZM256 174V175H257ZM264 174V173H263ZM81 175V174H80ZM90 175V174H89ZM136 175H138V174H136ZM149 175V174H148ZM228 175V174H227ZM230 175H232L233 176V174H230ZM240 175V174H239ZM255 175V174H254ZM255 175V176H256ZM260 175V174H259ZM128 176V175H127ZM142 176V175H141ZM241 176V175H240ZM239 176V177H240ZM261 176H262V174H261ZM119 177V176H118ZM148 177V176H147ZM254 177V176H253ZM81 178V177H80ZM85 178H84V180H85ZM258 178V177H257ZM260 178V177H259ZM51 179H49V180H51ZM79 179V178H78ZM118 179V178H117ZM121 179V178H120ZM155 179V178H154ZM230 179H233V177L232 178H230ZM236 179V178H235ZM248 179V178H247ZM254 179V178H253ZM56 180V181H55ZM83 180V179H82ZM114 180H116L115 178H114ZM113 180V181H114ZM124 180H126V179H124ZM147 180V179H146ZM237 180V179H236ZM236 180H233V181H235L236 182ZM238 180H240V179H238ZM246 180V179H245ZM244 180V181H245ZM262 179H260V181H261ZM87 181V180H86ZM85 181V182H86ZM89 181V183H90V180H88ZM87 181V182H88ZM112 181V182H113ZM117 181H119V180H117ZM148 181V180H147ZM152 181H153V179H152ZM171 181V180H170ZM232 181V182H233ZM241 181V180H240ZM244 181H242V182H244ZM247 181V180H246ZM258 181V180H257ZM52 182V183H53ZM112 182H110L111 184H109V186L110 185H113L112 184ZM122 182V181H121ZM128 182V181H127ZM131 182H132V180H131ZM173 182V181H172ZM229 182H230V180H229ZM234 182V183H235ZM249 182V181H248ZM106 183V182H105ZM104 183V184H105ZM134 183V182H133ZM140 183V182H139ZM149 183V182H148ZM153 183V182H152ZM234 183H232V184H234ZM54 184H56V183H54ZM85 184V183H84ZM117 184V183H116ZM123 184V183H122ZM159 184H161V183H159ZM162 184H163V182H162ZM161 184V185H162ZM165 184V183H164ZM236 184V183H235ZM241 184V183H240ZM249 184H250V182H249ZM251 184H252V182H251ZM254 184V183H253ZM58 185V184H57ZM87 185V184H86ZM115 185V184H114ZM113 185V186H114ZM142 185V184H141ZM140 185V186H141ZM154 185H155V183H154ZM239 185V184H238ZM238 185H237V187H238ZM82 186V185H81ZM88 186V185H87ZM165 186V185H164ZM234 186V185H233ZM233 186H231V187H233ZM242 186V185H241ZM243 186H245V184L243 183ZM250 186V185H249ZM260 186V185H259ZM83 187V186H82ZM89 187V186H88ZM105 187H107V186H105ZM116 187V186H115ZM132 187H134L133 185H132ZM131 187V188H132ZM137 187V186H136ZM149 187V186H148ZM162 187V186H161ZM160 187V188H161ZM166 187V186H165ZM235 187V186H234ZM77 188V187H76ZM78 188H80L81 189V187H79L78 186ZM77 188V189H78ZM84 188V187H83ZM82 188V190H84ZM93 188V189H92ZM102 188V189H101ZM111 188H113V187H111ZM111 188H110V191H111ZM126 188V187H125ZM168 188V187H167ZM251 188H252V186H251ZM256 188H258V187H256ZM261 187H259V189H260ZM65 189H66V187H65ZM68 189V188H67ZM86 189H88L87 187H86ZM116 189V188H115ZM133 189V188H132ZM159 189V188H158ZM234 189V188H233ZM236 189V188H235ZM245 189V188H244ZM247 189H248V187H247ZM81 190V191H82ZM123 190V189H122ZM146 190V189H145ZM237 190V189H236ZM241 189H239V191H240ZM53 191V190H52ZM59 191H62V192H59ZM65 191H68V190H65ZM80 191V190H79ZM87 191V190H86ZM103 191V190H102ZM105 191H106V189H105ZM116 191V190H115ZM129 191V190H128ZM245 191H246V189H245ZM244 191V192H245ZM252 191H254V190H252ZM58 192V193H57ZM144 192V191H143ZM237 192V191H236ZM243 192V193H244ZM67 193H69V192H67ZM87 193V192H86ZM89 193V192H88ZM91 193H92V191H91ZM108 193V192H107ZM112 193V192H111ZM116 193V192H115ZM118 193L119 192H117V195H118ZM241 194H242V192H240ZM249 193V192H248ZM251 193V192H250ZM249 193V194H250ZM254 193V192H253ZM58 194V195H57ZM70 194V193H69ZM83 194V193H82ZM85 194V193H84ZM83 194V195H84ZM114 194V193H113ZM140 194V193H139ZM145 194V193H144ZM149 194H150V191H149ZM167 195L169 194V193H166ZM236 194V193H235ZM65 195V194H64ZM70 195V196H71ZM79 195V194H78ZM129 195H130V193H129ZM141 195V194H140ZM162 195V194H161ZM164 195V194H163ZM177 195V194H176ZM251 195V194H250ZM55 196V195H54ZM82 196V195H81ZM128 196V195H127ZM133 196V195H132ZM131 196V197H132ZM156 196V195H155ZM175 196V195H174ZM231 196H233V195H231ZM253 196H254V194H253ZM111 197V196H110ZM124 197V196H123ZM130 197V198H131ZM143 197V196H142ZM148 197V196H147ZM151 197H153L152 195H151ZM162 197V196H161ZM161 197H160V199H161ZM234 197V196H233ZM238 197V196H237ZM125 198H127V197H125ZM124 198V200H126ZM129 199V198H128ZM143 199H146L145 198V196L143 197ZM148 199V198H147ZM150 199V198H149ZM152 199V198H151ZM166 199V198H165ZM179 199H180V197H179ZM239 199V198H238ZM237 199V200H238ZM241 199H242V197H241ZM240 199V200H241ZM123 200V199H122ZM130 200V199H129ZM246 200V199H245ZM249 200H250V198H249ZM117 201V200H116ZM145 202H146V200H144ZM160 201H162V200H160ZM181 201V200H180ZM244 201V200H243ZM164 202V201H163ZM80 203V204H79ZM118 203V202H117ZM181 203V202H180ZM241 203H243L244 205L246 204L245 203V201L244 202H241ZM183 204V203H182ZM242 204V205H243ZM243 205V206H244ZM140 206H142V210L140 211V212H138L137 211V209H138V207H140ZM157 206V205H156ZM243 206H241V204H239V207H243ZM159 206H157V208H158ZM161 207V208H162ZM190 207V206H189ZM192 207V206H191ZM190 207V208H191ZM157 211H156V210ZM180 209H181V206H180ZM192 209V208H191ZM190 209V210H191ZM135 211H137V214H135ZM161 211H162V209H161ZM236 211V210H235ZM234 211V212H235ZM58 212V211H57ZM188 213V212H187ZM237 214H238V210H237V212H236ZM235 214V213H234ZM243 214V213H242ZM243 215H245V214H243ZM242 215V216H243ZM247 215V214H246ZM245 215V216H246ZM183 216V215H182ZM235 216V215H234ZM241 216V217H242ZM168 217H169V219H168ZM248 217V216H247ZM174 218V217H173ZM175 218V219H176ZM238 218H239V216H238ZM243 218V217H242ZM174 219V220H175ZM182 219L183 218H181V221H182ZM246 219H248V218H246ZM173 220V221H174ZM239 220V219H238ZM180 221V220H179ZM178 221V222H179ZM180 221V222H181ZM262 221V220H261ZM167 222V223H166ZM172 222V221H171ZM176 222V221H175ZM237 222V221H236ZM239 222H241L240 220H239ZM243 222V221H242ZM248 222V221H247ZM166 223V224H165ZM165 224V225H164ZM167 224V225H168ZM176 224V223H175ZM235 224H238V223H234V225L233 226H235ZM240 224V223H239ZM263 224V223H262ZM164 225V226H163ZM173 224H171V226H172ZM232 225V224H231ZM264 225V224H263ZM170 226V225H169ZM168 226V227H169ZM170 226V227H171ZM169 227V228H170ZM173 227H175L174 225H173ZM237 227H239V225L237 226ZM165 228V227H164ZM166 229V228H165ZM174 229H176V228H174ZM171 230H173V229H171ZM177 230V229H176ZM176 230H174V231H176ZM173 231V232H174ZM264 231V230H263ZM178 232H179V230L177 231V236H178ZM161 233V234H160ZM165 233H166V231H165ZM167 233H170L169 232V230H168V232ZM171 234H172V232H171ZM77 235V236H78ZM167 235V234H166ZM170 235V234H169ZM175 236V235H174ZM179 238V237H178ZM76 240V239H75ZM82 241V240H81ZM179 241H180V239H179ZM86 242H84V243H86ZM180 243H182V242H180ZM76 245H77V243H76ZM181 245V244H180ZM222 245V244H221ZM226 245V244H225ZM86 246V245H85ZM73 247H76L75 246V241H74V243H73ZM78 247V246H77ZM225 247V246H224ZM102 249V248H101ZM178 249V248H177ZM96 250V249H95ZM90 251V250H89ZM120 251V250H119ZM125 251V250H124ZM78 252V251H77ZM102 253V252H101ZM122 253V252H121ZM128 253H130V252H128ZM75 254H76V248H74V256H75ZM105 254V253H104ZM87 255V254H86ZM91 255V254H90ZM130 255V254H129ZM198 255V254H197ZM93 256V255H92ZM97 256V255H96ZM95 257V256H94ZM98 257V256H97ZM100 257H103V256H100ZM174 257V256H173ZM192 257H194L193 256V254H192ZM205 257V256H204ZM207 257V256H206ZM205 257V258H206ZM80 258V257H79ZM86 258V257H85ZM96 258V257H95ZM105 258V257H104ZM114 258V257H113ZM78 259V258H77ZM100 259V258H99ZM98 259V260H99ZM200 259V258H199ZM240 259V258H239ZM75 260V259H74ZM73 260V261H74ZM102 260V259H101ZM78 261V260H77ZM77 261H75V262H77ZM79 261H80V259H79ZM100 261V260H99ZM105 261V260H104ZM108 261V260H107ZM242 261V260H241ZM84 262H85V264H86V260H84ZM94 262H95V260H94ZM92 263V264H96V263ZM188 262V261H187ZM80 263V262H79ZM78 263V264H79ZM98 263V262H97ZM169 263H171V260H170V262ZM194 263L195 264H199V261H197V258H195V260H194ZM204 263V262H203ZM244 263V262H243ZM75 264V263H74ZM81 264H82V262H81ZM88 264V263H87ZM111 264V263H110ZM190 264H193V263H190ZM210 264V263H209Z\"/></svg>",
	"mask_w": 264,
	"mask_h": 264
}]
</instances>
